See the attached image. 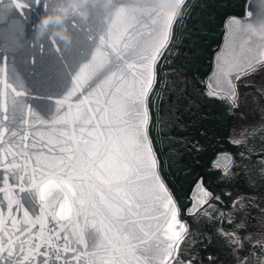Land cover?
Returning a JSON list of instances; mask_svg holds the SVG:
<instances>
[{
    "label": "snow or ice",
    "instance_id": "snow-or-ice-1",
    "mask_svg": "<svg viewBox=\"0 0 264 264\" xmlns=\"http://www.w3.org/2000/svg\"><path fill=\"white\" fill-rule=\"evenodd\" d=\"M11 5L14 22L35 29L33 15L50 11L52 0ZM111 7L106 25L90 27L87 43L75 49L35 32L22 37L40 52L29 53L28 85L16 72L17 53L0 52V264H195L178 255L186 231L179 216L194 214L214 194L201 181L191 208L181 210L147 132L155 65L177 12L166 0H113ZM80 18L70 11L67 21L79 30ZM228 26L231 40L217 53L209 83L211 95L234 100L237 79L264 67V12L257 22L229 17ZM253 34L260 40L248 43ZM37 136L49 144L37 145ZM82 138L93 147L73 165ZM51 144L59 150H37Z\"/></svg>",
    "mask_w": 264,
    "mask_h": 264
},
{
    "label": "water",
    "instance_id": "water-1",
    "mask_svg": "<svg viewBox=\"0 0 264 264\" xmlns=\"http://www.w3.org/2000/svg\"><path fill=\"white\" fill-rule=\"evenodd\" d=\"M116 3H127L128 0H115ZM60 0H52V8L53 5L59 6ZM97 5H100L97 3ZM92 5H89V12L86 18H80L78 19V29L76 27H73L70 22L68 23V30L72 35V40L69 44H65L62 41H59L57 39H54L56 42H58L61 46L66 47L69 50L75 49L80 44H86L85 36L91 27L92 29H99L101 27H104L107 23V19H105V10H100L98 13H94L91 11ZM12 12V5L11 0H0V52L3 51V49H8L9 51H15L17 53L16 56V72L19 75L20 79L25 82L26 85L30 84L34 80V72L32 68V56L29 55V53L34 52L37 56V58H40V52L39 49L35 48L33 45V42L31 39L27 40V43L24 44L21 40L22 37H27L29 32L34 33L35 29L30 28L28 24H25L23 22H20L19 24L15 23V18L11 15ZM45 13V12H43ZM42 13V14H43ZM250 14V7L248 6L247 14L244 19H247V17ZM111 16V12L108 14V18ZM39 19V15H33V23H35L36 20ZM144 23H150V21H143ZM51 28V25L49 26ZM226 33L224 36V43L223 46H226V40H231V36L229 35V26H228V19L226 21ZM147 35V33H145ZM46 36L49 39L50 38L47 34ZM260 40V38L256 37L250 41V43H256ZM54 46V45H53ZM51 53H45L44 58L46 59ZM4 63V59L2 56H0V66H2ZM9 66H11V61L9 60ZM40 65H36V72L38 73L40 70ZM211 87V86H210ZM214 89V88H213ZM215 90V89H214ZM228 95V94H227ZM230 96V95H229ZM32 97H29V101L31 102ZM37 111H39V108H37ZM52 112L55 111L54 108L51 109ZM41 115H45V113H41ZM45 118H50L49 116H45ZM42 130V129H41ZM148 132V129H147ZM36 135L35 131H30L29 135V144H31L32 136ZM149 135V134H148ZM149 137V136H148ZM150 140V139H149ZM37 145H47L49 144L47 139H41L39 136H37L36 139ZM93 145L88 149H91ZM59 150L57 145L51 144L47 149L38 148L37 150L40 151H47L51 152L53 149ZM86 149V150H88ZM228 153L226 152H220L217 154L216 158L214 159V162L222 164V161H224V164L228 163ZM222 164V165H224ZM3 174V169H0V176ZM203 182V179H198L197 183L194 186V190L199 187V182ZM204 184V182H203ZM18 191V190H17ZM25 193H21V196L23 197ZM192 201L186 208H191L193 201L195 199V191L191 196ZM3 199L2 194H0V200ZM28 206L27 204L25 205ZM204 206V205H203ZM202 207V206H201ZM200 207V208H201ZM38 211V209H37ZM197 211V210H196ZM195 211V212H196ZM15 215V213H14ZM181 221L186 224V230H187V223L184 218L179 216ZM54 226V222H49L48 227L51 228ZM93 231H95L93 229ZM186 232V231H185ZM61 244H63V240H61ZM61 251H63L61 249ZM91 251V250H89ZM60 264H64L63 260H61Z\"/></svg>",
    "mask_w": 264,
    "mask_h": 264
},
{
    "label": "flooded vegetation",
    "instance_id": "flooded-vegetation-1",
    "mask_svg": "<svg viewBox=\"0 0 264 264\" xmlns=\"http://www.w3.org/2000/svg\"><path fill=\"white\" fill-rule=\"evenodd\" d=\"M180 51L182 52L183 50L180 48ZM178 57L179 55H177L176 46L174 45L161 64L160 70L163 77L153 95L155 107H159L162 110V114L157 121V127L160 129L165 127L173 128L178 123L174 121V115L181 109L179 99H182V95L185 93H194L196 90L193 87H200V83H195L191 68ZM174 64L175 67H172L171 65ZM195 73H199V70H195ZM181 84H185V91H181ZM190 241L193 243L196 240L192 238ZM190 257L195 258V255L191 254Z\"/></svg>",
    "mask_w": 264,
    "mask_h": 264
},
{
    "label": "clouds",
    "instance_id": "clouds-1",
    "mask_svg": "<svg viewBox=\"0 0 264 264\" xmlns=\"http://www.w3.org/2000/svg\"><path fill=\"white\" fill-rule=\"evenodd\" d=\"M99 3L105 9V19L112 12L113 0H60L59 6L53 5V9L43 13L36 21L35 35L42 37L48 35L50 38L69 44L72 35L68 30L67 16L70 11L76 12L82 18H86L89 12V5ZM167 6L174 8L177 15L180 14L184 0H166ZM51 25V28L49 26ZM92 142L90 138H82L79 140L73 165H77L80 160L81 152L88 149Z\"/></svg>",
    "mask_w": 264,
    "mask_h": 264
},
{
    "label": "rangeland",
    "instance_id": "rangeland-1",
    "mask_svg": "<svg viewBox=\"0 0 264 264\" xmlns=\"http://www.w3.org/2000/svg\"><path fill=\"white\" fill-rule=\"evenodd\" d=\"M238 4H240V1H236V4H235V7H237L238 6ZM219 16V15H218ZM247 109H248V104H247Z\"/></svg>",
    "mask_w": 264,
    "mask_h": 264
}]
</instances>
